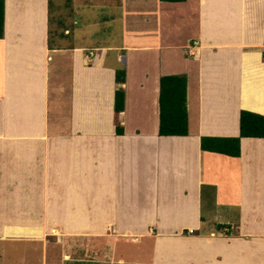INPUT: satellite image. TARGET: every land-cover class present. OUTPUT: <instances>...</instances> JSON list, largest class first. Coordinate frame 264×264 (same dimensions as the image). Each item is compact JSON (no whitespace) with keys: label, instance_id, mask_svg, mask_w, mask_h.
<instances>
[{"label":"crops","instance_id":"crops-1","mask_svg":"<svg viewBox=\"0 0 264 264\" xmlns=\"http://www.w3.org/2000/svg\"><path fill=\"white\" fill-rule=\"evenodd\" d=\"M263 53L264 0H3L0 264H264V137L200 147L264 115ZM177 73L188 134L159 135Z\"/></svg>","mask_w":264,"mask_h":264},{"label":"trees","instance_id":"trees-1","mask_svg":"<svg viewBox=\"0 0 264 264\" xmlns=\"http://www.w3.org/2000/svg\"><path fill=\"white\" fill-rule=\"evenodd\" d=\"M52 0H49L51 2ZM183 1V0H162ZM3 35V0H0V37ZM264 56V53H263ZM117 87L114 95L116 131L122 133L123 127L118 114L124 108L125 92L120 85L125 81V70L117 68L115 72ZM159 135H187V76L184 73L165 74L159 79ZM243 136L264 137V115L249 110H240L238 136H201L200 147L238 156L240 138ZM220 226V225H219Z\"/></svg>","mask_w":264,"mask_h":264},{"label":"rangeland","instance_id":"rangeland-1","mask_svg":"<svg viewBox=\"0 0 264 264\" xmlns=\"http://www.w3.org/2000/svg\"><path fill=\"white\" fill-rule=\"evenodd\" d=\"M78 21V25H76V29L81 27L80 20ZM72 23V22H71ZM77 31V41L79 43H86L87 37L90 31L98 32L95 36L96 41L99 43H107L118 44L120 43V39L122 36V27H119V22L113 19L106 20L105 22L101 21L99 24L93 25L91 24L88 28L86 26H82L80 30Z\"/></svg>","mask_w":264,"mask_h":264}]
</instances>
